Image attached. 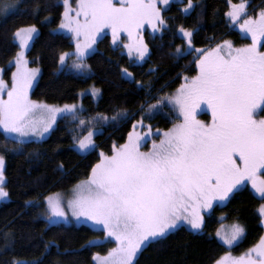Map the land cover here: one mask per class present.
Returning <instances> with one entry per match:
<instances>
[{"label":"snow or ice","instance_id":"6c2138e0","mask_svg":"<svg viewBox=\"0 0 264 264\" xmlns=\"http://www.w3.org/2000/svg\"><path fill=\"white\" fill-rule=\"evenodd\" d=\"M162 2L168 4L169 0ZM63 4L60 28L72 33L75 44L73 51L60 53L59 63L84 75L90 72L86 58L94 51L93 45L104 29L111 30L113 43L126 33L130 42L124 47L129 55L135 52L138 60H144L149 48L140 37V30L145 24L154 30L167 26L157 0H76L74 15L69 0H63ZM229 4L226 15L239 24L242 33L250 35L251 43L235 47L231 41L223 40L214 47L198 49L194 47L195 31L178 28L177 36L186 47L182 50L177 46L176 51L196 52L197 72L185 77L173 94L153 97L155 103L148 104L152 110L172 105L178 112L172 127L157 133L158 142L153 140L149 151H141L146 142L136 130L137 124L143 127L141 119L132 125L125 143L113 144L111 154L99 153L98 162L87 178L75 185L66 205L61 193L44 197L49 223L67 221L71 211L73 216L101 225L106 237L114 240L115 247L107 255L93 257L97 264H138V255L180 222L203 233L202 210L212 209L214 201H229L233 190L245 180L264 200V118H258L264 112V51L259 50L264 46V10L252 16L247 13L244 0H229ZM195 7L193 0H187L184 12ZM14 9L15 5L0 2V14H11ZM35 33L34 24L15 30L13 39L19 48L14 57L16 70L10 84L0 78V128L5 133H16L18 138L29 134L43 136L58 114L78 113L75 104L57 107L30 99L29 89L39 69L29 67L25 51L31 47L29 41ZM121 72L143 87L127 68ZM91 92L97 96L99 89L93 87ZM201 105L210 110V123L197 119ZM120 115L126 117L127 113ZM108 120L102 113L89 117L87 123L79 120L81 132L86 134L73 137L78 152L89 153L97 147L94 136L102 129L93 125ZM5 185V158L0 155V199L9 196ZM258 211L264 217V204ZM244 232L243 226L235 222L227 231L217 229L215 235L232 248ZM4 236L7 243L8 234ZM215 264H264V236L242 256L233 258L226 253Z\"/></svg>","mask_w":264,"mask_h":264},{"label":"trees","instance_id":"16d2710c","mask_svg":"<svg viewBox=\"0 0 264 264\" xmlns=\"http://www.w3.org/2000/svg\"><path fill=\"white\" fill-rule=\"evenodd\" d=\"M13 1L19 2L17 10L6 16L0 14V69L5 70L4 79L9 80V62L18 51L13 33L17 28L34 24L38 35L27 58L31 65L39 67L40 76L31 99L54 106L75 104L78 94L92 86L99 89L100 98L94 102L90 96H84L82 111L75 118L59 119L50 135L40 142H17L0 132V155L5 158V190L9 193L8 201L0 204V264H13V261L93 264L95 254L104 255L110 248L103 242V234L84 226L48 224L39 218L42 199L50 193L67 192L85 180L91 167L98 162L99 153L110 154L113 144L125 143L132 125L141 119L144 126L159 131H166L176 122V114L169 105L152 110L148 104L155 103L153 97L173 94L185 77L196 75L197 53L176 51L177 46L182 50L186 47L177 36L180 26L195 31L194 47L198 49L214 47L223 40H232L238 45L245 44L246 40L235 31L232 20L226 15L230 10L229 0H193L197 7L187 14L182 11L187 4V0H183L171 4L163 12L167 26L160 36L143 34V42L149 48L144 64L131 63L118 49L111 47L108 37H104L97 42L96 51L86 58L90 66L87 75L71 67L57 73L60 53L73 50L69 38L53 33L61 22V0H0ZM244 1L248 3L249 15L256 16L264 10V0ZM240 2L231 0V3ZM122 68H127L143 87L124 79ZM122 112L127 116L120 115ZM97 113L108 116L109 120L93 125L102 129L94 138L97 147L86 156H80L73 150V137L86 134L81 132L79 120L87 123L89 117ZM113 116L115 120L111 119ZM261 204L264 200L253 196L246 184L240 185L230 194L229 201L214 207L205 216L203 233L180 227L147 246L138 255V264H215L228 251L214 238L221 218L244 227L242 242L231 249L233 255L244 254L263 234L257 212ZM5 233L8 234L7 243Z\"/></svg>","mask_w":264,"mask_h":264},{"label":"rangeland","instance_id":"374dc122","mask_svg":"<svg viewBox=\"0 0 264 264\" xmlns=\"http://www.w3.org/2000/svg\"><path fill=\"white\" fill-rule=\"evenodd\" d=\"M180 2L182 3L183 0H169V3H168V4H164V3L162 2V0H157V6H158V7L160 8V10H161V15H162V17H163V12H164L165 10H167V8H169V6H170L171 4H173V3H180ZM244 2L246 3V7H247V4H248L247 1H244ZM10 4L15 5V9H14V11H13V12H15V11L17 10V6H18L19 2H18V1H13V2L10 3ZM60 4L62 5V9H63V11H62V16H63V13H64V4H63V0H61ZM69 4H70L71 8L73 9V13H72V14L74 15L75 9H76V7H77L76 0H69ZM184 8H185V7L182 8V11H183V12H184ZM189 11H190V10H189ZM246 11H247V10H246ZM13 12H12V13H13ZM184 13H185V12H184ZM258 14H259V13H258ZM258 14H257V15H258ZM7 15H8V14H7ZM257 15H256V16H257ZM3 16H6V15L3 14ZM61 18H62V17H61ZM232 22H233V21H232ZM242 22H243V19L241 18L240 23H242ZM233 24H234V25H233V28L235 29V31H237V32L239 33L240 37H242V38H244V39L246 40V43H245V44H242V45H238V44H236V43H235L234 41H232V40H229V41H231V42L234 44L235 47H241V46H244V45H246V44H250V43H251V37H250V35H246L245 33H242L241 30H240V28H239V24H237V23H235V22H233ZM165 28H166V27H165ZM165 28H160L159 30H154L152 26L145 24V25L143 26V28L140 30V33H139V34H140V37H141V38L143 37V34H144V33H147V34L151 35L152 37L160 36V35L163 33V31H164ZM53 33H55V34H60V35H63V36H65V37L69 38V40L71 41V43H72V45H73V50H74V44H75V41H74V38H73L72 33H70L67 29H61V28H60V24H59V26H58L56 29L53 30ZM37 35H38V30H37V33L33 34V39H32L31 41H29L30 45H32V43H33V41H34V39L36 38ZM104 37H108V38H109V42H110L111 47H112L113 49H118L119 52H120L123 56H125V57H126L131 63H133L134 65H138V66H140V65L144 64V62L146 61L148 54L146 55V57L144 58V60H138V59L136 58V54H135V52H133L132 55H129V53H128V49L124 47V44L130 42V41L128 40V37H127V34H126V33H121L119 39H118L115 43H113V37H112V33H111V30H110V29H104L103 32L98 36L96 43L93 45V49H94V51H92V52L90 53V55H92V54L96 51V44H97V42H98L99 40H101L102 38H104ZM142 40H143V39H142ZM13 41H14V43L17 45V48H18V41H15L14 39H13ZM220 43H221V42H220ZM261 44L264 45V39L261 40ZM262 47H263V46L259 47V50H260V51H264V50L262 49ZM29 49H30V48H29ZM29 49H27V50L25 51V55H26V56H27V52L29 51ZM73 50H72V51H73ZM18 51H19V48H18ZM90 55H89V56H90ZM89 56H88V57H89ZM8 67L11 69V73H10L9 80L7 81V80L4 79V71H5L4 69H0V78L4 79L6 83H9V84H10V82H11L12 72H14V71L16 70V68H15V63H14V58H13V60H12V63H10ZM29 67H30V68H37V69H39L38 66H36V65H35V66H34V65H31L30 62H29ZM64 68H65V67L62 66V65L58 62L57 73L61 72ZM196 72H197V70H196ZM121 75H122V77H123L124 79L130 81V78L127 77L126 75L122 74V72H121ZM39 76H40V69H39V71H38V74H37L35 80L33 81L32 87L29 89V97H30V99H31V92H32L33 88L35 87V85H36V83H37V81H38V79H39ZM183 83H184V82H183ZM92 88H93V86L90 87L89 89H87V90H85V91H83V92H81V93L78 94L77 102L75 103V105L77 106V109H78V113H77L76 115H74L73 113H63V114H58L56 122L52 125V127L48 130V132H46V133L43 134V136H35V135H32V134H29V135L26 136V137H20V138H18L16 133H5L4 130H3L2 128H0V132H1L2 134H4L5 137H7V138H9V139H11V140L17 141V142H21V143H26V142H40V141H42V140H45V139L50 135V133L52 132V130L55 128V125H56V123H57V121H58L59 119H61V118H63V117L75 118V117L81 112V111H80V110H82V104H81V101H82V98H83L84 96H86V95L90 96L94 102H97V101L99 100V98H100V92H99V94H98L97 96H93V95H92V92H91ZM4 98H5V99L7 98L6 93L4 94ZM169 106L173 109L172 105H169ZM57 107H63V106H57ZM173 111H174V109H173ZM174 112H175L176 117H177L178 112H176V111H174ZM202 116H203V117H202ZM205 118H207V119L205 120ZM211 118H212V117H211V112H210V110H208L207 107H206L205 105H201V108L197 110V119L202 120V121L207 122V123H210V122H211ZM258 118H264V112H261L260 115L258 116ZM135 124H136V123H135ZM131 130H132V129H131ZM136 130H137L138 132H140V134H141L142 137H145V138H146V142L143 144V146H142V148H141V151H149V150L151 149V147H152V142H153V140H156V141L158 142V136H157V133L162 134V133L164 132V131H159V130L152 129V128H151V131H149V127H148V126H144V125H143V127H141V126H139V124H137V129H136ZM100 133H101V132L97 133L96 136L99 135ZM96 136H94V138H95ZM126 140H127V139H126ZM125 142H126V141H125ZM73 150H74L78 155H80V156H86V155L88 154V153H80V152H78L77 149H76L75 147H73ZM89 153H90V152H89ZM110 154H111V152H110ZM261 172L264 173V169H262ZM245 184L248 186V188L250 189V191H251V193L253 194V196H255V197H256L257 199H259V200H262V199L260 198L259 194L256 193L255 190L252 188V185H251V183H250L249 181L245 180L244 182H242L241 185H245ZM74 187H75V186H74ZM74 187L71 188V189H70L69 191H67V192L61 193V195L64 197V203H65V205H66L67 200L70 199V198L72 197V190L74 189ZM239 187H240V185L237 186V189H238ZM237 189H234L233 192H234L235 190H237ZM59 193H60V192H59ZM7 201H8V198L0 199V204L5 203V202H7ZM223 203H224V202H223ZM223 203L220 202V201H214V202H213V208H214V207H217V206H220V205L223 204ZM40 205H41V209L38 211V213H39V218L45 220L48 224H52V223H49L48 220L46 219V204H45L44 198L42 199ZM260 206H261V205H260ZM260 206H259V208H260ZM213 208H212V209H213ZM259 208H258V210H259ZM212 209H204V210H202V214L204 215V217H205L206 215H208V214L211 212ZM257 212H258V215H259V217H260V225H261L262 232H263L262 236H264V217H261L259 211H257ZM233 223H235V222H226L224 219L221 218V219H220V225H219V227H218L217 229H221L222 231H227V230H229L230 226H231ZM239 224H240V223H239ZM55 225H62V226H65V227H80V226L87 227V228H89L90 230H93V231H96V232H100V233L103 234V242H104L105 244L110 245V248L108 249V251H109L111 248L115 247V242H114V240H112V239L109 238V237H106V235H105V233H104L103 228H102L101 225H98V224H96L94 221H91V220H89V219H87L86 217H83V216H81V217L73 216L72 213H71V211H68V218H67V221H64L63 219H61V220H60L58 223H56ZM240 225H241V224H240ZM222 226H223V227H222ZM241 226H242V225H241ZM180 227H183V228L187 229V230L190 231V232L198 233V232L192 230L191 227H190V225L186 224L185 222H180L179 226H178L177 228L172 229L171 231H169L168 234L171 233V232H174L175 230H177V229L180 228ZM243 228H244V227H243ZM215 233H216V232H215ZM168 234H167V235H168ZM244 235H245V232H244ZM244 235L240 238L239 242H238L237 244H235L232 248H234V247L237 246L240 242H242V240H243V238H244ZM262 236H261V237H262ZM214 238L216 239V241H217L219 244H221L223 247H225V248L228 250L226 253H230L231 257L235 258V257H239V256H242V255H243V254L238 255V256L233 255V254L231 253V249H232V248H228V246L223 245V244H222V241H219V238H217L215 234H214ZM161 239H162V238H161ZM158 240H159V239H158ZM259 241H260V240H259ZM259 241H258L257 243H259ZM257 243H256V244H257ZM95 244H98V242H96ZM256 244H255V245H256ZM108 251H107V253H108ZM107 253L104 254V255H100V254H99V255H100V256H105V255H107ZM226 253H225V254H226ZM225 254H224L223 256H225ZM96 255H97V254H95L94 256H96ZM94 256H93V257H94ZM223 256H222V257H223ZM92 263H93V264H97V261L94 260V259H92Z\"/></svg>","mask_w":264,"mask_h":264}]
</instances>
